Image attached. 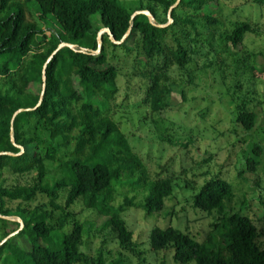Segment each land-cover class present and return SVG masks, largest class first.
I'll return each mask as SVG.
<instances>
[{
  "label": "trees",
  "instance_id": "16d2710c",
  "mask_svg": "<svg viewBox=\"0 0 264 264\" xmlns=\"http://www.w3.org/2000/svg\"><path fill=\"white\" fill-rule=\"evenodd\" d=\"M219 1L180 0L172 10L173 21L161 27L158 24L168 22V11L177 0H140V7L133 11L120 0H0V77L12 83L0 93V152H8L0 155V264H102L103 257L94 259L82 250L87 229L71 210L78 202L107 217L105 225L121 247L135 251L134 232L122 213L134 206L136 195L125 194L124 203L116 207L120 190L144 191L147 213L155 214L173 196V180L149 178L129 137L111 117L120 73L110 62L105 41L111 42L114 53L117 49L130 53L131 44L137 43L148 61L143 71L148 79L143 103L153 112L164 111L171 106L172 69L176 67L190 81L193 54L198 51L194 45L205 42L196 19L201 17L210 28L217 25L215 15L201 13ZM254 1L264 6V0ZM143 9L152 13L156 25L145 14L132 18ZM29 10L37 19L29 18ZM96 13L117 41L130 28L121 44L103 34L97 54L90 53L98 48L100 29L92 22ZM253 31L249 21L236 22L220 36L223 45L228 42L221 50L227 52L229 44L236 48ZM63 42L74 43L76 49L62 47L48 61ZM211 43L206 44L207 53L212 51L216 60L210 65L220 58ZM44 83L43 101L38 105ZM237 99L235 120L249 130L256 114L246 96L237 95ZM21 108L30 109L13 119ZM61 148L72 149L65 161ZM252 151L259 154L262 148L255 144ZM246 161L250 169L256 168L253 157ZM234 193L231 182L214 177L193 197L196 208L217 214L213 227L224 230L225 246L216 247L212 234L199 241L172 225L154 226L150 246L156 252L173 250L179 264H264V240L260 239L264 234L253 219L240 212L226 213V202ZM39 196L47 202L31 206ZM111 264L127 261L120 256Z\"/></svg>",
  "mask_w": 264,
  "mask_h": 264
},
{
  "label": "rangeland",
  "instance_id": "374dc122",
  "mask_svg": "<svg viewBox=\"0 0 264 264\" xmlns=\"http://www.w3.org/2000/svg\"><path fill=\"white\" fill-rule=\"evenodd\" d=\"M120 2L130 11L140 7V0ZM28 14L32 20L37 19L30 10ZM202 14L218 18L219 23L212 28L201 17L196 21L201 40H210L212 49L219 50L220 58L210 65L216 57L212 51L207 53L210 50L207 42L198 41L194 45L198 51L193 54L190 66L192 79L183 77L176 67L172 69L171 106L161 112H153L143 103L148 84L143 71L148 61L141 48L134 42L130 53L123 49L114 53L111 42L105 41L110 62L120 73L111 117L129 137L133 150L148 169L149 178H171L174 192L161 212L148 214L144 191L132 192L126 187L120 190L116 207L124 203L125 194L136 195L134 206L122 213L134 232V252L121 247L114 232L105 225L107 217L85 209L82 202L76 203L71 210L87 229L82 250L94 259L103 257L102 264H111L120 256L127 264H179L173 259V250L156 252L150 246L149 235L157 225H172L199 241L212 234L216 247L228 244L224 230L213 227L217 214L194 206V195L214 177L231 182L235 191L226 202V213L250 216L264 234V6L254 0H220ZM241 21L252 23L255 31L247 33L236 48L229 44L228 51L223 52L221 48L228 42L223 45L221 37ZM92 22L94 28H104L99 13L93 15ZM11 86L9 78L0 77V93ZM237 95L246 96L250 100L249 109L256 114L254 126L249 130L235 120ZM255 144L261 146V153H253ZM71 152V148H61V158L67 160ZM247 157L256 160L254 170L248 167ZM40 202L47 199L39 196L31 206ZM260 239L264 240V236Z\"/></svg>",
  "mask_w": 264,
  "mask_h": 264
},
{
  "label": "water",
  "instance_id": "95a60500",
  "mask_svg": "<svg viewBox=\"0 0 264 264\" xmlns=\"http://www.w3.org/2000/svg\"><path fill=\"white\" fill-rule=\"evenodd\" d=\"M179 1H180V0H177V2H176L173 6L170 7V9H169V11H168V18H169L168 22L165 23V24H158V26L164 27V26L169 25V24L173 21L172 16H171V14H172V10H173V8H174L178 3H180ZM138 14H145V15H147L148 18H149V20H150L153 24L156 25V23H155V18H154V16L152 15V13H151L149 10H147V9L137 10V11H135V12L132 14V18H134V17H135L136 15H138ZM129 32H130V28L128 29V31L126 32V34H125V36L122 38V40L117 41V40L114 38V35H113V34L111 33V31L109 30V28H106V27H105V28L100 29L99 32H98V35H97L98 48H97V50L91 51L90 53H95V54H97V53L100 52L101 47H102V37H104L103 34H105V33L109 34V35H110V39H111L113 42H115V43H117V44H121V43L127 38V36H129V35H128ZM65 46H68V47H70V48L76 49V46L74 45V43H73V44H71V43H65V42L60 43L59 46H58V48H57V49L51 54V56L49 57L48 61H49V60L55 55V53H56L59 49H61L62 47H65ZM80 51L88 52L87 49H80ZM46 67H47V63L44 65V68H45V69H43V79H44V80L46 79V78H45V72H46V69H47ZM44 92H45V83L43 84V90H42V92H41V97H40V101L38 102V105H40V104H41V101H43V95H44ZM38 105H37V106H38ZM29 109H30V108H27V109L21 108V109L17 110V111L15 112L14 116H13V119H14V117H15L18 113H20L21 111L29 110ZM7 153H8V152H0V155H2V154H7ZM6 218H10V217H6ZM17 220L20 221V223H21V226H20V229H21V228L23 227L22 220H21L20 218H18ZM17 232H18V231H16L15 233H17ZM13 234H14V233H13ZM11 235H12V234H11ZM9 237H10V236H9ZM5 240H6V239H4L3 242H4Z\"/></svg>",
  "mask_w": 264,
  "mask_h": 264
}]
</instances>
